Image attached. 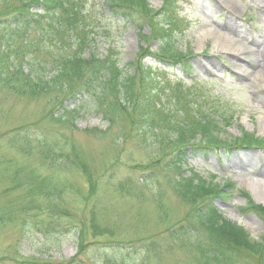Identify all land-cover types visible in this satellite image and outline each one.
<instances>
[{"label": "rangeland", "instance_id": "1", "mask_svg": "<svg viewBox=\"0 0 264 264\" xmlns=\"http://www.w3.org/2000/svg\"><path fill=\"white\" fill-rule=\"evenodd\" d=\"M88 1L98 9L116 0ZM137 1L135 8H115L117 19L98 22L104 40L94 54L119 62L153 100L157 87L167 91V80H183V101L199 89L200 101L222 120L220 138L228 145L194 150L169 138L156 144L143 126L128 122L108 131L109 122L95 116L53 125L44 119L53 108L49 99L23 97L9 81L11 89L0 86V139L16 137L25 147L21 130L43 128L69 157L62 161L52 153L55 167L45 162L36 135L33 152L0 148L8 177L35 186L28 194L23 185L0 192V264H264V87L252 64L255 54L235 55L217 45V37L203 35L215 31L262 56L264 0ZM112 9L107 6V14ZM89 15L95 23L97 13ZM172 42L181 52L177 59L162 55ZM46 69L38 63L33 73ZM184 175L190 177L178 178ZM43 183L44 190L57 188L52 196L39 194ZM56 203L63 216L50 211ZM4 204L18 222H3ZM217 211L249 231L260 249L214 232Z\"/></svg>", "mask_w": 264, "mask_h": 264}, {"label": "trees", "instance_id": "2", "mask_svg": "<svg viewBox=\"0 0 264 264\" xmlns=\"http://www.w3.org/2000/svg\"><path fill=\"white\" fill-rule=\"evenodd\" d=\"M106 5L103 2L95 9L94 4L88 0H0V86L6 85L7 89H11L10 81L15 91L23 97L45 95L53 108L46 110L44 119L52 121L53 125H65L66 121L75 125L77 119L95 116L109 122L108 131L114 125L121 123L127 125L128 122L136 127L143 126L151 131L156 144L169 138V144L183 141L194 150L228 145L220 138L222 120L218 119V113L214 114L212 108L200 101L204 94L199 89L190 93L191 97L183 101L186 93L183 80L177 82L167 80L165 82L167 91L162 94L157 87L156 100H153V95L149 94V97L140 86L136 87L134 75L125 71V68L124 72L119 62L112 60L106 63L94 54L93 48L98 44L100 46L104 40L98 22L115 18V8L124 5L137 7L138 1H114L108 4L113 8L112 14H107ZM91 9L94 12L90 11ZM95 12L99 17H95L94 23L93 16L89 18V14ZM167 37L168 35L164 36L161 41ZM173 44L172 42L170 46L168 45L169 48L162 53L167 59H177L181 56L178 46ZM107 47L110 48V45ZM38 63L40 66L46 65L47 69L44 72L33 73ZM14 78L21 83L20 86L16 85ZM70 99L74 101L73 106L65 104ZM189 112L192 113L190 117ZM21 131L25 147L21 141L19 143L14 139L16 137H13L7 138L9 140L1 138L0 148L15 149L16 146H20L18 149L21 152H33L30 150L33 145L30 138L36 135L34 142L38 144L45 162L48 161L55 167V163L50 161L52 153L56 154V158L67 161L69 157L67 149H62V145L56 141L47 140L50 131H44L43 128L40 131L37 127L33 129L29 126ZM53 133L58 135L56 131ZM2 134L5 133H0V136ZM185 152L188 151L183 153ZM3 163L8 164V159L2 158L0 165ZM189 175L178 178L184 180L189 178ZM15 177L17 176L8 177L0 166V192L14 191L22 187L23 182ZM23 186L27 194L35 188L31 182H24ZM39 188L42 189L39 194L44 192L47 196H52V192L57 189L44 190V183ZM3 193L7 194L4 191ZM61 194L64 195L63 190ZM85 203L88 202L84 201L83 209L80 208L83 215L88 209ZM43 206L38 205L40 208ZM60 206L58 203L53 204L50 210L52 214L63 216ZM8 210L12 208H8L7 204L1 207V215L7 219L3 222L7 221L10 224L18 222L17 217L7 214ZM216 214L217 225L210 226L214 232H226L244 242L250 249L254 251L260 249V246L254 247V238L242 225L228 220L219 211ZM71 216L76 218L77 212H71ZM124 241L125 239H121L114 244L119 246ZM157 248L158 246L153 251Z\"/></svg>", "mask_w": 264, "mask_h": 264}, {"label": "bare ground", "instance_id": "3", "mask_svg": "<svg viewBox=\"0 0 264 264\" xmlns=\"http://www.w3.org/2000/svg\"><path fill=\"white\" fill-rule=\"evenodd\" d=\"M204 36H215L216 43L219 46H222L226 51H230L231 53L235 55H239L244 53L246 50L250 51L251 54H255V61L256 63H252L254 67H256V73H258L259 76V82L264 87V55L261 56L258 53H256L255 49H249L244 47L242 44H240L238 41H233L232 39H224L220 36H217V33L215 31H209L205 30V33H203Z\"/></svg>", "mask_w": 264, "mask_h": 264}]
</instances>
